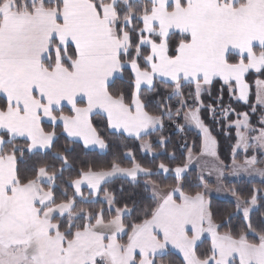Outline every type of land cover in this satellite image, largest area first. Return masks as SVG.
<instances>
[{"label": "snow or ice", "instance_id": "1", "mask_svg": "<svg viewBox=\"0 0 264 264\" xmlns=\"http://www.w3.org/2000/svg\"><path fill=\"white\" fill-rule=\"evenodd\" d=\"M93 114L153 166L127 144L106 167L77 166L58 130L109 150ZM205 115L235 131L231 166ZM166 121L198 130L200 152L185 141L178 156ZM201 156L217 160L216 184L201 176L193 193ZM226 173L260 186L225 185ZM168 174L165 190L155 177ZM213 190L234 198L227 219ZM170 250L180 264H264V0H0V264H174Z\"/></svg>", "mask_w": 264, "mask_h": 264}, {"label": "trees", "instance_id": "2", "mask_svg": "<svg viewBox=\"0 0 264 264\" xmlns=\"http://www.w3.org/2000/svg\"><path fill=\"white\" fill-rule=\"evenodd\" d=\"M252 83V93L250 95V103L253 106H256L259 109V106H257V99L255 95V84L254 80L251 81ZM161 90L164 91L167 89L166 85L160 86ZM206 103H211V100L209 98H205ZM224 104L227 106L231 104L232 107L236 108L237 111L240 112H246L249 111L248 105H245L243 103H237L234 99H231L227 92L224 93ZM68 111V109H66ZM252 115V123L256 124L257 120L259 118L260 112L259 110L255 114ZM205 123L210 127L213 136L218 142V157L219 160L223 161L225 164L231 166L232 161V153L231 149L233 144L235 143V131H231L230 134H226L229 132L226 125H221L214 123L213 120L209 115L204 116ZM92 122L95 127L106 137V139L110 143V149L106 151V153L102 154L97 151H90L88 149H83V145L79 142L72 143L71 140L65 136V134L62 133V129H59L58 132H60L61 139L59 146H67L69 148L75 147L76 152L75 156L78 157L77 160V166H80L81 163L83 164H93L96 167H106L110 161L112 160L114 155H120L124 151V145L127 144L129 147H132L133 150L136 153L137 159L144 165L147 166H153L152 161L153 157L149 154L142 153L139 151V142H133L131 140H126L119 135L113 136L110 134V130L106 128V122L105 120L97 115H94L92 117ZM166 126L164 129L163 134L166 136L171 137L172 139V146L177 147V155H180V152L182 151V146L184 142H187V145L193 149L195 153H199L201 150V135L199 132L195 130H185L183 133H178L175 129V127L169 123L168 121L165 122ZM221 125V127H220ZM160 133H157L156 136H153L152 139L155 140L157 136H159ZM171 150V148H170ZM185 157L187 156V153H184ZM239 159H243V155L239 157ZM159 160H156L155 163H159ZM125 166H129L127 161H125ZM228 174V173H227ZM200 173L196 169H190L188 173H186V180L184 181L186 185V190L190 192H195L199 190L197 185L199 184V178ZM157 179L162 187L167 190L169 186H171L174 183V179L171 174L168 175H160L155 177ZM225 185L229 186H235L241 189H249L253 185L260 186V181H252L251 183L249 180L241 179L239 181H231V180H225ZM112 187L119 193V190L121 187L128 189L129 185L123 181H117L115 182ZM138 195L135 197L137 203L140 206L147 207L150 203V199H143V197H150V193L144 192L143 188L135 190ZM127 197V193H126ZM212 204V209L214 213L217 216V220H220L221 218L227 219V213L233 212L235 207V201L234 198L231 197V200H223L215 197H209ZM232 223L238 224V219H233ZM126 239V237H124ZM202 248L208 247V242L205 241L202 245ZM167 260L173 261L174 264H180V261L182 260L178 255L170 251V255L166 258Z\"/></svg>", "mask_w": 264, "mask_h": 264}, {"label": "rangeland", "instance_id": "3", "mask_svg": "<svg viewBox=\"0 0 264 264\" xmlns=\"http://www.w3.org/2000/svg\"><path fill=\"white\" fill-rule=\"evenodd\" d=\"M257 106H259V105L257 104ZM220 127H221V125H220ZM192 130H195L198 132V130H196V129H192ZM217 153H218V144H217ZM217 163H218L217 160L211 156H201V157H199L198 160L194 161L190 165V169H196L200 173V176H203L208 182L212 183L213 186H215ZM225 175H226L225 180H231V181H239L241 179L249 180V178H247V177H234V176L227 174V173ZM225 180H224V182H225ZM251 180L252 181H260V177L255 176V177H252ZM210 197H215V198H219V199H223V200H231L232 199L228 193H225V192H219L218 193L215 190L212 191Z\"/></svg>", "mask_w": 264, "mask_h": 264}, {"label": "crops", "instance_id": "4", "mask_svg": "<svg viewBox=\"0 0 264 264\" xmlns=\"http://www.w3.org/2000/svg\"><path fill=\"white\" fill-rule=\"evenodd\" d=\"M67 109V108H66ZM95 114H93V116H94ZM92 116V117H93ZM65 136H66V134H65ZM70 140H71V138H69ZM79 143H81L82 144V141L81 142H79ZM88 150H90V151H97V152H100V153H102V154H104V153H106V151L107 150H104V151H101L100 149H98V148H88ZM209 173V172H208ZM212 174V173H211ZM171 252H173V253H175L176 255H178L181 259H182V256L178 253V251H176V250H170Z\"/></svg>", "mask_w": 264, "mask_h": 264}]
</instances>
